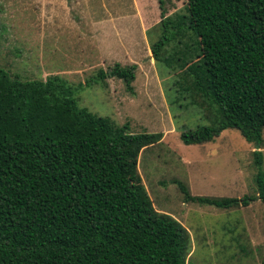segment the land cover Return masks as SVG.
<instances>
[{"label":"trees","instance_id":"trees-1","mask_svg":"<svg viewBox=\"0 0 264 264\" xmlns=\"http://www.w3.org/2000/svg\"><path fill=\"white\" fill-rule=\"evenodd\" d=\"M157 3L152 55L159 59L182 27L194 34L196 56L181 61L187 83L176 79L175 90L190 89L210 120L181 129L179 139L202 143L236 129L257 147L264 203V0H185L175 19ZM134 67L115 62L94 77L121 78L131 90ZM160 137L79 106L57 74L20 79L0 66V264H194L187 230L154 209L136 170L140 149ZM176 183L184 201L218 207L256 196L197 195Z\"/></svg>","mask_w":264,"mask_h":264},{"label":"rangeland","instance_id":"rangeland-1","mask_svg":"<svg viewBox=\"0 0 264 264\" xmlns=\"http://www.w3.org/2000/svg\"><path fill=\"white\" fill-rule=\"evenodd\" d=\"M184 4L164 0L165 14L175 19ZM160 19L157 0H0V66L20 79L57 74L79 106L126 123L132 132L161 134L140 149L136 170L154 209L187 230V261L263 264L264 203L257 196L252 155L257 147L234 128L202 143L179 139L181 129L210 120L190 89L175 90L176 79L187 83L181 61L195 58V36L182 27L156 59L150 45ZM115 62L135 64L131 90L121 78L94 77ZM258 148L264 169V129ZM176 180L191 194L256 196L231 207L184 201Z\"/></svg>","mask_w":264,"mask_h":264}]
</instances>
